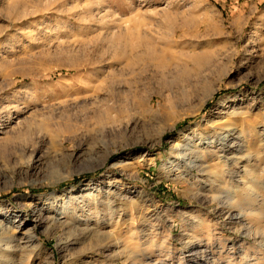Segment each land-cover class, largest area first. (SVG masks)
Segmentation results:
<instances>
[{"label": "rangeland", "instance_id": "rangeland-1", "mask_svg": "<svg viewBox=\"0 0 264 264\" xmlns=\"http://www.w3.org/2000/svg\"><path fill=\"white\" fill-rule=\"evenodd\" d=\"M134 23L175 59L166 79L126 70L137 52L115 41ZM184 93L171 115L144 114ZM244 121L253 141L229 156L251 171L243 194L221 198L216 138L203 183L182 181L185 134ZM263 130L264 0H0V227L24 247L7 264H264ZM90 198V223L49 222Z\"/></svg>", "mask_w": 264, "mask_h": 264}, {"label": "bare ground", "instance_id": "bare-ground-1", "mask_svg": "<svg viewBox=\"0 0 264 264\" xmlns=\"http://www.w3.org/2000/svg\"><path fill=\"white\" fill-rule=\"evenodd\" d=\"M137 29H138V23H134L133 26H132V29L130 31H128V33H126V34L124 33V34L119 35L117 37V40L115 41L116 47L120 48V49H125L126 54H129V53L134 54L133 52H137L138 57H137L136 61H135V59H134V61L132 60V62L128 61L130 63H128V65L126 67V70L131 71L137 65H140L141 62H144L143 63V66H144L143 68L147 67V69L151 70V74H152L151 77L153 79H158V80L159 79H166L167 78V72L168 71H172L170 67H171L172 64L175 63V59L174 60L173 59L166 60V59H163V57H162L163 60L162 59L160 60L161 56H160L158 50H156L157 47L155 48L154 38L150 35L152 32L150 31L151 32L150 33L149 30H147V32H149V33L146 34V35L144 34L143 35L144 37H143V36H141V34L138 32ZM125 31H127V29ZM142 46H143V48L146 49L145 59L144 58L141 59L140 55H139V54H141L139 49ZM132 57L134 58V56H132ZM145 80L148 81L147 78ZM212 95H213V93L210 92V95L208 96V98L209 97L211 98ZM188 99L189 98L187 97V94H185V93L182 94V98H180V99L177 98L175 101L172 98H167V99L164 100L163 96H162V100L166 101L165 106H161L160 110L157 111L155 106H154L155 104L153 105L151 102H148L149 104L147 105L146 111H144V114L147 115V117L150 119L151 122L156 121L158 119V117H166L169 114L171 115V112H173L171 110L175 109L174 108L175 105L179 104V102L180 103H186L188 101ZM218 105L220 107H224V108L227 107L226 101H223V102L220 101L218 103ZM233 126H234L233 123L223 124V125L220 124V125L212 127L208 132H206L204 134L203 133H199L198 134V133H193V132H190L188 134V136L185 134L184 138H186V140H185L186 144L184 145V148H183V152L184 153H182L180 155V159H179V163H178V164L187 166L183 170L182 181H190V182L196 184L197 186H200L201 183H203L202 175H204L206 172H208V170H207V167H209V166H207L208 163H209L208 161L210 159H212L213 156L215 157V155H216V157L218 159H220V158H225L226 159L225 160L226 163L224 162V164H225L224 168L225 169H223L222 175L221 176L219 175L221 180H222V183L224 184V187L222 186V187L218 188L219 190L217 189L218 191H220L219 193L221 195V198H226V199L232 200L233 197L231 198V196L236 195L237 193L243 194V188L240 187L241 183H238V182L236 183V181H237L236 178L240 177L241 173H243L244 175L248 176V175L251 174V171H248L246 167L244 169H242L243 171H235V167L237 165L235 164L233 159L231 157H229V156L232 155L231 152H233V150H234L233 148L238 147V149H241L242 145H244L245 143H250L251 141H253L252 140V136L253 135H252V130L250 129V127H248L247 121L246 122L244 121V124L242 125L243 126L242 130L240 131V133H238V135H237V128L233 127ZM220 134L222 135L221 138H219ZM258 134H259V136L263 137L262 144H260V147H262V145H263L261 153L263 155L262 157L264 158V130L259 132ZM213 138L214 139L216 138V142L219 143L223 147L222 148V153H223L222 156H220L217 151L213 152V153H215V155L214 154H210V155L208 154L209 156L206 155V151L205 150L209 149V146L211 144H214L213 141H212ZM248 156H249L248 159L250 160L252 154H251V156L250 155H248ZM170 164L171 165H175L177 163L174 161V162H171ZM195 171H198L201 176H194ZM233 183H235L236 185L235 184L233 185ZM244 185L247 186L248 183H244ZM215 186L217 188L216 184H215ZM115 187L116 186H114V188ZM245 191L254 192V191L251 190L250 186H247V189ZM118 196H119V194H116L114 196L115 200H117ZM85 197L82 196V200ZM97 198H98V196H97ZM77 200H79V199H77ZM121 200H122V198H121ZM257 200H259V198ZM119 201H120V199H119ZM99 203L101 204V203H103V201L98 202L96 199H94V198L91 199L90 198V199H88L85 202V205L83 204V208H81V209H79L77 211L70 207L72 204L68 203V205H65L66 204L65 203L63 206H60L58 208V209H60L59 213H57V212L55 213L54 212V214L49 217V222H52L51 225H53L54 223L57 222V220H63V222H61V223L64 224V226L65 225L69 226L70 224H73L75 222H81L83 224H86L90 220V218H88V219L86 218L87 213H90V215H92L93 214L92 212L96 210V207L99 205ZM117 204H119V203H117ZM85 209H86V211H85ZM80 213L86 214V215H83L84 218H86V220H79L80 219L79 218V214ZM263 214H264V212H263ZM263 214L253 213L252 216H255L256 218H259L260 221L264 222V215ZM235 217L239 221H243V218H244V216L242 214H238ZM259 224H261V225H258V227L255 229L254 238L258 239V240H260V239L262 240L263 237H264V228H263V225H262L261 222H259ZM246 226L248 227L249 230H252L254 228V227H252V225H249V224H247ZM13 227H16L19 230V235L21 237H23V236L25 237V234L24 235L21 234L22 231H23L22 224L18 223L17 225H13ZM9 228L10 227L9 226L7 227V225H5L3 227H0V264H7V262L12 260L13 258L18 257V255L20 254L19 251L24 249V247H20L21 246L20 244L23 242L22 238L12 237V236H9V235H4V234H8L7 230ZM35 236H36V234H32V235H30L28 237H29L30 240H33V238H35ZM92 239H94V238H92ZM100 242H98V243H100ZM21 252H23V251H21ZM204 253H203V251L201 252V255H202L201 259L207 257V256H203ZM24 254H26V253L24 252L23 255ZM251 264H252V262H251Z\"/></svg>", "mask_w": 264, "mask_h": 264}]
</instances>
